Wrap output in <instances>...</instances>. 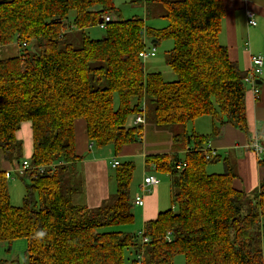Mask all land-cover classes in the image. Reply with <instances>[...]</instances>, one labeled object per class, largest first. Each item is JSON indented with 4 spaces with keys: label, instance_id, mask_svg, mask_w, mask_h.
<instances>
[{
    "label": "trees",
    "instance_id": "1",
    "mask_svg": "<svg viewBox=\"0 0 264 264\" xmlns=\"http://www.w3.org/2000/svg\"><path fill=\"white\" fill-rule=\"evenodd\" d=\"M137 1L146 12L148 4L159 6L168 25L152 29L142 18L122 19L114 0H0V245L26 240V264H125L129 249L130 264L137 256L143 264H174L177 255L185 264H264V179L245 192L234 186L228 159L223 171H208L219 160L210 139L226 125L248 133L249 72L220 43L223 0H130ZM106 16L104 36L88 37L85 29ZM73 31H80L78 45L68 37ZM147 38L155 45L173 41L165 62L174 81L145 70L139 52ZM142 106L144 124L152 113L153 127L177 128L173 150L184 146L182 154L144 156L149 170L169 176L171 201L139 230L146 243L139 231L116 229L135 221V163L117 156L141 143L144 124L134 119ZM201 116L211 118L207 135L190 127ZM27 121L32 155L23 160L15 132ZM78 122L86 155L77 151ZM255 138L264 151L258 134L249 146L264 165ZM108 148L118 161L110 173L114 192L93 208L77 203L81 162ZM12 172L25 185L20 206L9 196Z\"/></svg>",
    "mask_w": 264,
    "mask_h": 264
},
{
    "label": "crops",
    "instance_id": "2",
    "mask_svg": "<svg viewBox=\"0 0 264 264\" xmlns=\"http://www.w3.org/2000/svg\"><path fill=\"white\" fill-rule=\"evenodd\" d=\"M223 5L225 16L219 34L220 43L228 48L230 57L237 61L241 70L247 73L252 70L251 57L254 55L262 56L263 66L261 74L256 79L259 83H256L255 87L250 83L246 85L245 116L248 133L245 134L231 125H226L222 135L210 139L207 145L214 150L215 154L219 155V160L215 165L219 164L220 166L221 162L223 165L224 159H228L234 165L237 174L234 186L245 192H251L264 179V165L259 163L258 155L249 146L251 138L255 134H258L259 141L264 146V4L258 0H223ZM246 10L254 12L256 21L254 26L247 24ZM190 127L198 134L207 135L211 131V118L201 116L193 121ZM15 136L22 142V159L29 160L32 155L31 123L28 121L21 123L15 132ZM76 145L79 154H85V151L89 149L84 123L82 122L76 124ZM176 147L179 150L175 149V151L182 154L184 146L181 144ZM173 151L172 134L168 135L167 131H159L152 124L145 123L141 143L123 149L117 157L134 159L136 153H139L137 155L143 159V164H139V170L143 175H154L151 170L147 172L144 156ZM108 155L110 153L106 155L90 153L81 162L83 187L81 193L74 198L77 203L93 208L107 198L111 191L109 186L111 179L108 180L107 178L108 167L103 158L106 159ZM111 158L113 159V157ZM142 179L143 176L139 178L137 187L141 190L144 204L141 207H136L141 227L146 221L155 219L159 212L165 211L162 210L164 206H162L159 195L162 181L159 180L158 186L144 188L145 192L143 193L141 189Z\"/></svg>",
    "mask_w": 264,
    "mask_h": 264
},
{
    "label": "rangeland",
    "instance_id": "3",
    "mask_svg": "<svg viewBox=\"0 0 264 264\" xmlns=\"http://www.w3.org/2000/svg\"><path fill=\"white\" fill-rule=\"evenodd\" d=\"M149 5V11L146 12L145 6L143 1H137V2H130V0H114V6L119 10L120 15L122 19H131L133 17H139L142 18L144 21V25L146 27L152 28V29H160L164 28L168 25V21L160 16L161 8L155 4ZM75 12L71 11L69 12V20L74 17ZM85 33L88 37L92 39H99L104 36V29L99 28L98 25H94L91 27H88L85 29ZM75 45H78L80 42V31H73L68 36ZM173 47V41L171 39H165L162 40L159 44H153L150 39H145V49L147 51L154 49L155 55L150 56L146 59H142L144 63V68L147 70V72H160L164 79L167 81H174L176 79L175 74L173 71L166 65L165 59L167 52ZM14 53H16V48H13ZM116 104V99H115ZM151 108V107H150ZM147 123L153 125L152 121V113H148L147 115ZM159 131H167L168 135L173 134V132H177V128H165V127H155ZM179 129V128H178ZM104 155L109 154V148L107 150L102 151ZM87 154V153H86ZM85 154V155H86ZM139 153H136L135 158L133 159L135 163V171L133 174L131 186H130V196L131 198L142 195L141 190L137 187V182L139 181V178L143 176V173L139 170V164H143V159L139 158L140 155H137ZM101 155V154H100ZM112 154L108 155L106 159L103 158L106 166L108 167V180L111 179L110 173H111V162H112ZM111 158V159H110ZM110 159V161H109ZM110 165H109V164ZM208 171L212 172H220L219 170H223L222 162L215 165H209ZM147 172H150L149 167H147ZM154 176L157 177L159 180L162 181L163 184H160V191L159 195L162 200V210H167L171 207V201L169 196L170 191V179L165 174H159L153 172ZM81 175V173H80ZM22 174H18L16 172H12L11 178L8 180V188H9V196L11 203H13L16 206H20L22 204V198L25 192V185L22 181ZM75 179H78V175L75 176ZM109 186L111 187L112 193L115 190V185L113 183V180L111 179ZM158 186V185H157ZM132 198V199H133ZM133 213L135 216V221L131 226H124V227H117L116 229L122 230L123 232H138L142 227L140 225V221L137 217L138 210L136 209V206H133ZM24 241V242H23ZM26 240L23 239H17L12 244H6L3 243L0 245V264H26V255H25V249ZM24 243V246H23ZM133 254L131 253V250L125 251V264H130V260L132 259ZM174 264H185L184 263V257L182 255H177L174 258Z\"/></svg>",
    "mask_w": 264,
    "mask_h": 264
},
{
    "label": "built area",
    "instance_id": "4",
    "mask_svg": "<svg viewBox=\"0 0 264 264\" xmlns=\"http://www.w3.org/2000/svg\"><path fill=\"white\" fill-rule=\"evenodd\" d=\"M246 14V18H247V24L250 26H254L256 24L255 21V15L254 12L251 10H246L245 11ZM109 21V17L106 16L104 17V19L99 22L97 25L99 26V28H105V23ZM155 55V50H149L147 51L146 49L142 50L141 52H139V57L141 59H146L150 56H154ZM251 63H252V70L249 71V75H248V81H250V83L254 86L255 85V80L257 79V76L261 74L262 72V66H263V58L261 55H254L251 57ZM142 113H138L134 119V123L137 124H144V115H143V111H144V106H142ZM254 148L256 151L258 152H263L264 151L261 149V147L259 146L258 141L255 138L254 141ZM118 164V161L116 159H112L111 162V166L115 167ZM24 165H27L26 162H24ZM182 166H184V164H182ZM159 183V179L157 177H155L152 174H144L143 175V179H142V192H145L146 187H155L157 186ZM133 202V206L136 207H141L144 204V199H143V195H137L134 197V199L132 200ZM139 236L140 239L143 243H146L148 241V238H146L145 236L142 235V232L139 231ZM137 260V264H143V262L141 261V256H137L136 257Z\"/></svg>",
    "mask_w": 264,
    "mask_h": 264
},
{
    "label": "water",
    "instance_id": "5",
    "mask_svg": "<svg viewBox=\"0 0 264 264\" xmlns=\"http://www.w3.org/2000/svg\"><path fill=\"white\" fill-rule=\"evenodd\" d=\"M99 22H101V19L98 20V23H99ZM255 83H259V81H256V80H255Z\"/></svg>",
    "mask_w": 264,
    "mask_h": 264
}]
</instances>
